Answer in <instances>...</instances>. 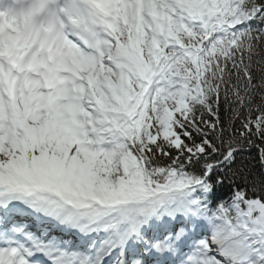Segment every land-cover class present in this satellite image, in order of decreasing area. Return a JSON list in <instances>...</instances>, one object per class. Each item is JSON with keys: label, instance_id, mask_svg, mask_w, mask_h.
<instances>
[{"label": "snow or ice", "instance_id": "6c2138e0", "mask_svg": "<svg viewBox=\"0 0 264 264\" xmlns=\"http://www.w3.org/2000/svg\"><path fill=\"white\" fill-rule=\"evenodd\" d=\"M0 264H264V0H0Z\"/></svg>", "mask_w": 264, "mask_h": 264}]
</instances>
